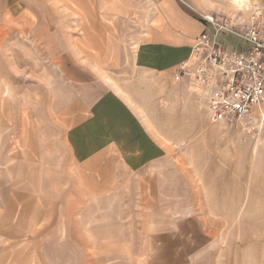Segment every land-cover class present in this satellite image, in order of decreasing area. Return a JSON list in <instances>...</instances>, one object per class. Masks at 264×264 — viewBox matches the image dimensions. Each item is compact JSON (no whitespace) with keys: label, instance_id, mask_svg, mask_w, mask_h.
<instances>
[{"label":"rangeland","instance_id":"rangeland-1","mask_svg":"<svg viewBox=\"0 0 264 264\" xmlns=\"http://www.w3.org/2000/svg\"><path fill=\"white\" fill-rule=\"evenodd\" d=\"M158 1L0 0L1 129H11L14 120L22 119V130H27L34 114L43 113L39 107L46 104L52 116L60 114L67 101L61 97L66 89L61 88L81 76L92 77L82 67L100 64L106 67L107 79L113 78L122 87L139 78L140 66H136L140 60L136 57L156 26L154 13ZM180 3L203 21L217 17L249 18L246 10L232 5L230 0ZM225 39L236 41L231 37ZM133 89L131 92L138 93L139 88ZM65 112L70 119L76 116ZM196 112V122L190 123L189 116ZM172 114V109L166 110L165 119ZM180 115L182 143L164 165L131 174L118 187L113 202H97L93 208L104 210L111 205L118 211H131V218L126 220L136 231H141L149 220L164 223L168 219L166 211L179 210L180 214L174 213L173 219L185 231L195 230L191 235L196 236L197 264H264V130L259 135H248L234 125H211L204 121L199 105L195 109L188 103L180 106ZM3 120L6 121L2 123ZM192 124L197 134L188 140ZM165 125L169 133L167 125L172 122L166 121ZM38 170L41 169L36 170L39 197L51 190L57 194L55 189L65 179L64 172L55 168L48 171V165L47 169L42 167V173ZM48 173L52 186L48 184ZM59 191L63 199L67 194L69 199L78 194L71 171L69 185L60 186ZM168 192L181 194L180 201H163L159 197ZM77 206L76 200L69 202L70 209ZM85 208L93 209L92 202H86ZM44 209L46 205L38 201L36 211ZM38 221V231L48 229V217L39 224ZM16 225L22 229L20 241L8 240L0 245V264H48V259L57 264L61 255L67 257L62 264H80L76 248L59 250L58 256L57 250L48 252V232L29 233L23 230L29 224ZM68 226L70 232L64 238L76 242L77 222L69 219ZM80 253L84 257L92 251Z\"/></svg>","mask_w":264,"mask_h":264},{"label":"crops","instance_id":"crops-1","mask_svg":"<svg viewBox=\"0 0 264 264\" xmlns=\"http://www.w3.org/2000/svg\"><path fill=\"white\" fill-rule=\"evenodd\" d=\"M155 7L156 26L136 57L140 60L136 66H140L139 78L122 87L113 78L107 79L106 67L93 63L91 67H82L92 77L81 76L61 88L66 89L61 97L67 101L60 114L52 116L46 104L39 107L43 113L34 114L27 130H22V119L14 120L11 129L0 127V245L8 240L19 242L22 229L16 224L27 223L23 230L29 233L48 232V252L57 250L60 256L59 250L76 248L80 264H197L196 236L191 235L195 230L185 231L173 219L174 213L180 214L179 210L166 211L168 219L164 223L149 220L141 231H136L126 220L131 218V211H118L111 205L104 210L93 208L97 202H113L118 187L131 174L158 169L170 158L182 143V104L188 103L195 109L199 105L204 121L214 125L188 80H174L176 70L189 59L207 23L186 11L180 0H159ZM133 87L139 88L138 93L131 92ZM169 109L173 114L166 120ZM65 110L76 116L70 119ZM188 119L195 123L197 112ZM166 121L172 122L167 125L171 133L170 129L169 133L165 131ZM196 134L192 124L188 140ZM47 165L48 171L62 170L65 179L59 185L55 183L57 194L51 190L40 198L36 170L40 168L42 173V167L47 169ZM70 171L78 194L74 199H69L68 194L63 199L59 190L60 186L69 185ZM51 178L48 173L50 186ZM162 195L159 197L163 201L181 199V194ZM74 200L78 206L70 209L69 202ZM38 201L46 205L44 211H36ZM88 201L93 209L85 208ZM47 217L48 229L38 231L37 219L39 224ZM69 219L77 222L76 242L64 238L70 232L66 227ZM52 233L55 237L49 236ZM80 250H91L92 254L81 257ZM66 259L61 255L57 264ZM48 264H52L50 259Z\"/></svg>","mask_w":264,"mask_h":264},{"label":"built area","instance_id":"built-area-1","mask_svg":"<svg viewBox=\"0 0 264 264\" xmlns=\"http://www.w3.org/2000/svg\"><path fill=\"white\" fill-rule=\"evenodd\" d=\"M246 11L245 20L206 18L207 29L174 77L194 87L210 123L259 135L264 130V0L249 3Z\"/></svg>","mask_w":264,"mask_h":264},{"label":"bare ground","instance_id":"bare-ground-1","mask_svg":"<svg viewBox=\"0 0 264 264\" xmlns=\"http://www.w3.org/2000/svg\"><path fill=\"white\" fill-rule=\"evenodd\" d=\"M233 3L237 5L236 7H238L239 9L246 10L249 8L250 2H248V0H233Z\"/></svg>","mask_w":264,"mask_h":264}]
</instances>
